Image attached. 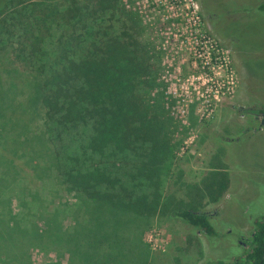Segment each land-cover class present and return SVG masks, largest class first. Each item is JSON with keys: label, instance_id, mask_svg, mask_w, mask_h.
I'll use <instances>...</instances> for the list:
<instances>
[{"label": "rangeland", "instance_id": "374dc122", "mask_svg": "<svg viewBox=\"0 0 264 264\" xmlns=\"http://www.w3.org/2000/svg\"><path fill=\"white\" fill-rule=\"evenodd\" d=\"M123 2L141 19L146 29L142 39L154 43L155 50L161 52L153 102L162 105L169 120L167 137L172 148L171 164L163 185H159L160 205L148 214L139 212V216L127 211L106 214L104 205L100 213L85 219L83 213L78 214L84 212L79 207L81 200L48 171L56 169V162L45 151L46 144L52 151L51 145L44 136H37L44 131L43 114L35 112L20 86L14 88L15 102L0 92V105L4 106L0 132L7 138L1 143L12 156L29 164L41 188L37 192L23 176L21 182L31 196L37 192L47 207L41 217L32 216V211L16 220L24 221L23 231L30 236L36 229H46L48 219L60 227V238L64 239L51 243L53 234L59 236L57 229L49 227L46 237L42 236L48 246H30L26 251L28 264L234 261L249 248L254 224L264 217V12L258 10L264 0ZM191 16L198 17L197 26L188 21ZM7 54L0 51V57ZM5 65L12 64L5 61ZM8 82L4 80L2 86L9 88ZM29 146L35 151L32 156L27 154ZM218 169L229 174L230 183L225 194L212 201L208 193L200 194L199 188L205 177ZM31 196L28 199L34 198ZM192 206L208 214L216 235H206L171 216L175 210ZM13 207L17 213V200Z\"/></svg>", "mask_w": 264, "mask_h": 264}, {"label": "trees", "instance_id": "16d2710c", "mask_svg": "<svg viewBox=\"0 0 264 264\" xmlns=\"http://www.w3.org/2000/svg\"><path fill=\"white\" fill-rule=\"evenodd\" d=\"M123 1L0 0V51L8 53L0 57V92L15 102L14 88L20 86L35 112L43 114L44 131L37 136L51 145L52 151L47 144L45 151L56 162V169L48 171L81 200L84 212L78 214L85 219L100 213L104 205L106 214L150 213L160 205V186L171 164L169 120L162 105L153 102L161 52L142 39L146 29ZM258 10L264 12V2ZM20 76L25 77L22 82L17 81ZM4 80L11 82L9 88L2 86ZM3 108L0 105L2 113ZM6 139H0V264H28L30 246H48L42 236L49 227L57 229L59 236L53 234L51 243L64 239L60 227L48 219L46 229H36L30 236L23 231L24 221L16 220L32 211V216L41 217L47 207L38 197L41 187L33 170L4 147L1 142ZM27 154H35L34 149L29 146ZM21 176L37 189L34 198L28 199L31 193ZM229 183V174L218 169L205 177L199 192L217 201ZM171 216L206 235L217 234L208 214L193 206L175 210ZM67 242L69 249V238ZM210 264H264V217L256 220L249 248L242 255Z\"/></svg>", "mask_w": 264, "mask_h": 264}, {"label": "built area", "instance_id": "2783aa9c", "mask_svg": "<svg viewBox=\"0 0 264 264\" xmlns=\"http://www.w3.org/2000/svg\"><path fill=\"white\" fill-rule=\"evenodd\" d=\"M190 20L193 21V24H192L193 26H197L198 25V17L191 16V17L188 18V21H190ZM206 41H209V39H207Z\"/></svg>", "mask_w": 264, "mask_h": 264}]
</instances>
